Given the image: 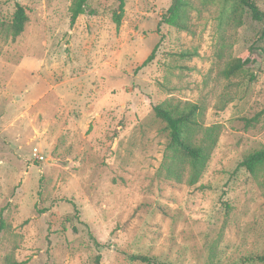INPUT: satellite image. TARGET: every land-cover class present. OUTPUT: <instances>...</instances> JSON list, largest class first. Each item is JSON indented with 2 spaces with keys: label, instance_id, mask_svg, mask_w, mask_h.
<instances>
[{
  "label": "rangeland",
  "instance_id": "374dc122",
  "mask_svg": "<svg viewBox=\"0 0 264 264\" xmlns=\"http://www.w3.org/2000/svg\"><path fill=\"white\" fill-rule=\"evenodd\" d=\"M72 1L0 0V264H264V165L240 166L264 148V59L222 75L262 25L191 0L181 31L159 26L171 0H124L117 27L119 0H88L70 27ZM165 103L219 128L195 185L160 171Z\"/></svg>",
  "mask_w": 264,
  "mask_h": 264
},
{
  "label": "trees",
  "instance_id": "16d2710c",
  "mask_svg": "<svg viewBox=\"0 0 264 264\" xmlns=\"http://www.w3.org/2000/svg\"><path fill=\"white\" fill-rule=\"evenodd\" d=\"M223 4L229 14V19L239 20V13H246L249 18L262 25L260 39L264 37V11L260 10L253 0H218ZM191 0H171L169 8L161 15L159 26L167 25L181 31H187L185 23V10ZM69 25L73 27L79 16L92 15L93 11L88 6V0H73L69 9ZM124 13V0H119L117 12L113 20L116 26L120 25ZM243 14V13H242ZM27 22L24 7L17 5L11 23L7 26V33L12 38L19 36ZM155 49L150 53L141 67L153 60ZM260 59H264V49L255 45L249 46L237 57L231 60L222 70L225 78H230L245 70L248 66H254ZM156 118L165 125L168 133V143L163 155L160 171L168 178L181 182L184 172L187 170V183H198L212 150L218 142L219 128L217 126L203 127L200 124L202 107L196 104L183 103L173 105L170 103L159 104L153 108ZM256 118L246 120L248 125ZM264 165V148L247 155L240 166L250 174ZM3 228L1 221L0 229ZM131 261L152 264L148 257L129 255ZM252 259L264 261L262 255L251 256ZM99 257L96 258L98 261Z\"/></svg>",
  "mask_w": 264,
  "mask_h": 264
},
{
  "label": "built area",
  "instance_id": "2783aa9c",
  "mask_svg": "<svg viewBox=\"0 0 264 264\" xmlns=\"http://www.w3.org/2000/svg\"><path fill=\"white\" fill-rule=\"evenodd\" d=\"M34 158L40 161H44V157L37 153V151L34 152Z\"/></svg>",
  "mask_w": 264,
  "mask_h": 264
}]
</instances>
